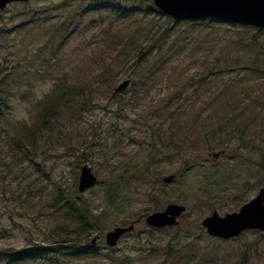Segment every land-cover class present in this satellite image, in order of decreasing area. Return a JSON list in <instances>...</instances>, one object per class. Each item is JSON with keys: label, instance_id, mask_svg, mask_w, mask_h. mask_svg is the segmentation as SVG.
I'll return each mask as SVG.
<instances>
[{"label": "rangeland", "instance_id": "1", "mask_svg": "<svg viewBox=\"0 0 264 264\" xmlns=\"http://www.w3.org/2000/svg\"><path fill=\"white\" fill-rule=\"evenodd\" d=\"M63 1L34 0L0 12V97L2 87L10 93L1 134L5 128L13 134L10 127L16 124L33 125L36 102L58 79L82 87L88 104L80 118L71 115V105L63 106L59 120L50 123L53 131L36 133V148L23 162L13 158L0 136V226L5 232L0 251L38 244L41 258L26 264H242L245 257L247 264H264V233L222 241L202 228L213 211L234 212L264 186V34L257 35L261 50L250 52L241 40L244 30L228 24L210 36L207 26L169 23L159 15L98 13L56 34L66 13L58 8ZM166 29L170 40L156 47L141 72L135 70L134 49L129 62L117 54L123 41L133 37L148 47L152 40L143 33L158 36ZM193 30H201L194 31L199 32L195 39L187 35ZM239 48L244 51L237 57ZM165 53L167 61L160 56ZM236 58L258 71L226 72L223 79L210 75L209 83L203 81L214 65H234ZM149 69L155 75L151 87L141 77ZM125 80L131 86L113 98L114 88ZM241 113L243 122L228 120ZM220 151L225 154L219 159L209 157ZM84 164L100 183L80 195ZM170 175L175 180L164 183ZM112 184L119 190L115 208L108 204ZM59 194H65L59 203H68L57 211ZM169 203L186 206L181 224L150 229L145 216ZM77 204L94 220L82 242L132 223L136 230L115 250L101 240L95 253H51L48 249L67 237L56 227L71 228L66 213Z\"/></svg>", "mask_w": 264, "mask_h": 264}, {"label": "trees", "instance_id": "2", "mask_svg": "<svg viewBox=\"0 0 264 264\" xmlns=\"http://www.w3.org/2000/svg\"><path fill=\"white\" fill-rule=\"evenodd\" d=\"M70 4V0L64 1L61 5L64 8H67ZM138 7V6H137ZM143 9V8H140ZM155 7L149 6L147 7V12H155ZM143 10H140L142 12ZM36 12V11H35ZM138 12V10L136 11ZM161 15V14H160ZM162 16V15H161ZM169 23H179V22H173L170 18H167ZM209 27L212 31H209V35L212 36L214 32L218 28H221L224 25V21L222 20H209ZM73 24V21L68 18V15L65 14L64 19H62L58 26L54 28L56 34H61L63 32H66L69 30V27ZM232 25V24H231ZM53 26V25H52ZM235 28H240V26L233 24ZM253 28L251 27H244L243 36H242V43L244 44L245 51L250 52H257L260 49V42H259V36L264 33V30H258V34L250 35V31ZM198 31V30H193ZM155 32H157L155 30ZM199 32H194L191 34H187L191 39H195L197 34ZM145 38H149L152 40V43L148 47H143L140 43L137 42V40L133 37L127 39L126 41H123L120 45V48L117 52V54L120 55V59L128 58L127 62L131 59V54L129 53L130 50H135V53L133 55L135 66H137V71L144 65V62L149 60L150 57H154V51L156 50V47L158 46V49H161L163 44L166 43L167 38L169 37V29L164 30V32L160 33L158 36L155 33H151L149 31V34L146 35V33L143 34ZM179 37L183 35V33L180 32L178 34ZM170 40V37H169ZM242 48H239V51L237 54L239 55L244 51ZM257 54L255 57H257ZM163 57L164 61H167L166 53L163 55H160ZM239 57V56H237ZM252 61V60H251ZM256 63V62H255ZM253 63L247 64L246 66L241 65L240 59L236 58L235 64L232 65L231 63H226L224 66L221 65H214L210 72L206 76H204L203 81H206L209 83V76H214V78H217L218 76H221V79L224 77V73L226 72H234V71H244V70H250L258 71L257 69L251 68ZM152 68V67H151ZM108 69H110V66L106 67V70L108 72ZM151 69L147 70V74L144 77L142 74L141 77L143 79L142 83L144 85L150 86L153 85L155 81V75L153 72H150ZM141 72V71H139ZM146 77H150L151 79L147 80ZM210 79V78H209ZM134 83V82H133ZM55 88L52 89V91L47 94L43 99L36 102L34 113L36 119L34 120L33 125H28L27 123H21L16 124L10 127L13 129V134L10 129L5 128V135L1 134L0 136H3V141L6 144V146L9 149V153H12V156L14 159L19 160V162H23L25 158L30 159V153L31 149L34 147L36 148L35 141H36V133H40L39 131L46 130L47 132L51 133L53 130L50 129V123L52 120L58 121L59 120V114L61 108H64L63 106H72L71 115L77 116V118H80V114L84 112V110L88 109V104L86 102V97L84 95L83 88L80 86L72 85L66 80L65 78L58 79L55 83ZM206 84V83H205ZM2 95L0 97V129L3 128L2 126L4 121L6 120V113L5 108L8 105V97L10 95L9 91H7L6 86L2 87ZM242 109L248 110V107H243ZM246 119L242 116V113L236 117H228V120H231L232 123L238 122V121H244ZM230 122V123H231ZM229 123V124H230ZM239 123V122H238ZM7 126H9L6 123ZM227 125V124H226ZM240 124H238L239 126ZM231 127V126H230ZM235 130L234 128H232ZM42 133V132H41ZM33 148V149H34ZM39 166V165H38ZM119 193L118 188L116 186L111 185V188H109L108 191V204L110 207L116 206V203L114 202L115 198L117 197V194ZM56 205H60L61 198H56ZM92 213L89 211L81 210L79 207H72L70 210L66 213V218L70 219V221H73V224H70L71 228L68 229L66 227L60 228L62 231L60 232V229H56L57 232H60L64 236H68V238L71 241L72 245V256H80L83 254H90L92 251H96V248L92 247L90 243L87 245H81L76 243V241L82 240L84 236L89 237L92 230ZM77 244V245H76ZM247 258L245 257L242 261V264H247Z\"/></svg>", "mask_w": 264, "mask_h": 264}, {"label": "water", "instance_id": "3", "mask_svg": "<svg viewBox=\"0 0 264 264\" xmlns=\"http://www.w3.org/2000/svg\"><path fill=\"white\" fill-rule=\"evenodd\" d=\"M29 2L30 0H0V10L11 2ZM155 5L166 15L178 20H200L205 18H221L232 22L264 28V0H154ZM130 81L120 84L113 97L125 91ZM220 154H214L219 157ZM167 177L164 182L172 181ZM99 182L89 165L82 167L79 192L84 193ZM185 212V207L169 204L164 211L155 212L146 219L148 225L156 228L178 225L177 219ZM208 233L214 237L231 239L238 237L246 230L264 231V187L258 196L244 205L240 212L220 216L214 212L203 221ZM134 226L118 227L105 235L107 244L115 247L120 238L133 231ZM97 239L93 240L95 244Z\"/></svg>", "mask_w": 264, "mask_h": 264}, {"label": "flooded vegetation", "instance_id": "4", "mask_svg": "<svg viewBox=\"0 0 264 264\" xmlns=\"http://www.w3.org/2000/svg\"><path fill=\"white\" fill-rule=\"evenodd\" d=\"M86 2L90 1L93 4H96L92 2L93 0H85ZM135 0H128L131 5H134ZM144 5L150 6L151 2L154 4L153 0H141ZM115 4L118 6H124L126 4L125 0H114ZM114 5V4H113ZM130 11V9H129ZM130 12H128L129 14ZM123 14H121L122 16ZM130 15H126L124 17H128ZM176 176V175H174ZM5 233V232H4ZM2 234L3 236L5 234ZM48 251H51L48 249ZM39 259V255L36 253V249L34 245H28L24 248H10L0 251V262L4 264H26L30 261H37Z\"/></svg>", "mask_w": 264, "mask_h": 264}]
</instances>
